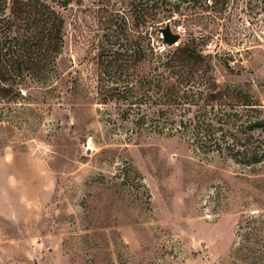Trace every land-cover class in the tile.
<instances>
[{"label": "rangeland", "instance_id": "obj_1", "mask_svg": "<svg viewBox=\"0 0 264 264\" xmlns=\"http://www.w3.org/2000/svg\"><path fill=\"white\" fill-rule=\"evenodd\" d=\"M105 5H76L49 84L4 102L0 264H264V0H185L193 24L163 20L185 29L178 43L204 36L217 81L256 103L227 106L246 114L229 154L213 145L219 130L163 133L155 119L137 135L101 100ZM249 118L263 123L248 129Z\"/></svg>", "mask_w": 264, "mask_h": 264}, {"label": "trees", "instance_id": "obj_2", "mask_svg": "<svg viewBox=\"0 0 264 264\" xmlns=\"http://www.w3.org/2000/svg\"><path fill=\"white\" fill-rule=\"evenodd\" d=\"M83 1L0 0V122L4 102L23 98L22 89L30 83L49 84L57 73L69 13ZM93 1L111 4L105 5L102 34L95 44L93 72L101 100L120 105L123 119L131 120L137 135L146 123L161 119L163 133L168 125L172 132L193 136L219 130L213 140L217 151L235 149L246 114L226 108L234 103L255 110L256 103L241 93L230 96L217 81L212 57L204 52V36L191 32L173 46L160 37L164 19L193 24L181 9L185 0ZM147 26L143 32L141 27ZM246 122L248 129L263 123L250 118ZM244 157L249 158L247 164L261 161L257 152Z\"/></svg>", "mask_w": 264, "mask_h": 264}, {"label": "water", "instance_id": "obj_3", "mask_svg": "<svg viewBox=\"0 0 264 264\" xmlns=\"http://www.w3.org/2000/svg\"><path fill=\"white\" fill-rule=\"evenodd\" d=\"M160 37L163 39V42L168 46L177 45L180 40V35L178 33H173L170 25H166L160 33Z\"/></svg>", "mask_w": 264, "mask_h": 264}, {"label": "built area", "instance_id": "obj_4", "mask_svg": "<svg viewBox=\"0 0 264 264\" xmlns=\"http://www.w3.org/2000/svg\"><path fill=\"white\" fill-rule=\"evenodd\" d=\"M179 34H183L185 32V29H182L181 27L178 28Z\"/></svg>", "mask_w": 264, "mask_h": 264}]
</instances>
